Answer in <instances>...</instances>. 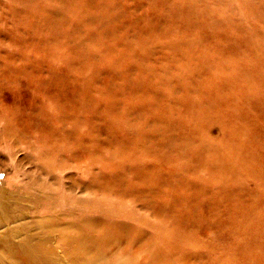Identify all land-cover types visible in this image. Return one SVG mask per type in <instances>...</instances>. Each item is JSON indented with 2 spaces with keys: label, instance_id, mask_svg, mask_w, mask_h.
Here are the masks:
<instances>
[{
  "label": "rangeland",
  "instance_id": "obj_1",
  "mask_svg": "<svg viewBox=\"0 0 264 264\" xmlns=\"http://www.w3.org/2000/svg\"><path fill=\"white\" fill-rule=\"evenodd\" d=\"M11 114L56 142L99 264H264V0H0Z\"/></svg>",
  "mask_w": 264,
  "mask_h": 264
},
{
  "label": "bare ground",
  "instance_id": "obj_2",
  "mask_svg": "<svg viewBox=\"0 0 264 264\" xmlns=\"http://www.w3.org/2000/svg\"><path fill=\"white\" fill-rule=\"evenodd\" d=\"M12 117L6 116L0 127V155L9 156L8 164L14 168L10 176H0V264L101 263L102 249L111 237L91 222L93 218L87 222L73 210L78 208L71 202L79 207L81 198L65 194L52 181L54 173L49 169L48 158L50 147L56 142L49 140L45 127L38 138L13 131L12 125L17 122ZM42 122L46 124L44 116ZM35 155L38 156L33 163ZM26 159L34 166L29 181L20 174ZM63 177L60 174L58 179ZM137 253H143L142 246ZM94 254L97 255L91 258Z\"/></svg>",
  "mask_w": 264,
  "mask_h": 264
}]
</instances>
